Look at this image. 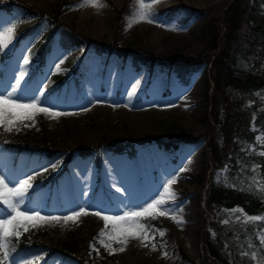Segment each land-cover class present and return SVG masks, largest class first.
<instances>
[{"label": "rangeland", "instance_id": "374dc122", "mask_svg": "<svg viewBox=\"0 0 264 264\" xmlns=\"http://www.w3.org/2000/svg\"><path fill=\"white\" fill-rule=\"evenodd\" d=\"M14 1L23 6H13L8 12L3 8L7 0H0V31L16 25L14 38L0 50V95L8 97L12 93L11 99L20 103L35 99L39 107L49 112L14 109L16 115L12 116L5 111L4 120L0 121V176L6 182L31 176L33 186L20 210L60 219L35 221V226L21 219L22 226L18 229L21 235L12 238L37 247L23 257H9L3 264H80L78 259L84 256L89 264H191L182 253L190 260H198L201 252L198 231L208 184L203 185L197 176L203 169L205 141L180 143L176 150H166L154 142L136 143L132 155L102 150L84 159L75 156L58 173L67 156L66 148L94 145L102 138L112 142H124L128 137L166 138L174 126L190 134L202 133L205 69L201 68L189 77L187 84H182L174 71L159 63L135 70L129 58L99 56L92 47L86 52L83 46L64 50L58 34L42 60L39 50L46 43L52 25L48 18L38 21V16L26 6L45 13L59 11L61 21L95 40L117 39L122 46L132 43L138 49L186 56L202 48L205 22L217 12L221 0H157L167 4L164 7L144 0L151 5L149 18L153 22L142 20L131 27L129 17L137 6L129 0H100L103 11L101 7L74 0ZM251 3L264 13V0ZM85 7L91 9L90 13L81 16L79 10ZM34 25L37 27L32 34L19 40ZM236 69L247 72L251 65L239 57ZM228 93L249 111H253L256 103H264V88L252 93L229 89ZM28 112L33 113L31 118ZM52 112L59 115L53 116ZM46 148L48 154L37 151ZM261 153H264V132L259 131L252 141L238 139L233 149L234 162L216 170L212 181L264 202ZM173 178L175 181L169 188L174 198L165 197V208H158L154 218L139 219L144 229L136 238L129 237L126 243L108 238L112 224L109 222L105 227L103 215L118 217L145 207L160 196L164 184ZM81 208L87 214L65 222L63 217ZM10 211L0 203V218H7ZM162 211L164 215L159 214ZM97 212L101 216L95 215ZM211 218L219 227L217 233L223 239L231 264H264L261 244L264 211L250 214L240 206L220 207ZM102 230L104 236L100 235ZM212 233L217 234L214 229ZM70 239L72 251L65 250ZM105 244L109 247L105 248Z\"/></svg>", "mask_w": 264, "mask_h": 264}, {"label": "trees", "instance_id": "16d2710c", "mask_svg": "<svg viewBox=\"0 0 264 264\" xmlns=\"http://www.w3.org/2000/svg\"><path fill=\"white\" fill-rule=\"evenodd\" d=\"M23 6L21 2L7 0L3 7L10 12L13 6ZM27 10L38 18L47 17L52 30L44 46L45 53L51 49L53 36L59 32V44L63 49L83 46L85 50L93 48L97 55H116L129 58L135 69L142 65L151 67L159 63L174 71L182 84H187L189 77L201 68L206 72L205 111L203 114L204 130L200 134H190L174 126L172 133L166 137L133 138L124 142H112L102 138L94 145H80L66 148L65 165L75 155L86 158L92 152L99 153L106 149L115 154L129 151L133 153L136 143L154 142L166 150H176L180 143L205 141L203 152V169L197 176L205 189L202 225L198 231L201 252L198 260H190L183 253L182 257L191 264H231L223 247V239L217 233L219 227L214 217L215 209L220 207H242L247 213L255 214L264 211V202L243 191L216 185L212 174L226 164L234 162L233 149L238 139L254 140L256 134L264 132V103L255 104L253 111L241 108L232 100L228 90L235 89L240 93H252L264 88V13L251 3V0H221L217 12L207 18L203 28V46L197 52L186 55L160 54L145 49H138L132 43L122 46L117 39L112 41L95 40L78 33L67 23L60 20V12L45 13L26 6ZM173 11V10H172ZM36 26V25H35ZM27 30L23 37L31 34ZM243 57L248 60L251 70L240 72L236 69L237 60ZM255 126V129L252 126ZM48 151V149H45ZM264 173V159L260 158ZM209 171V172H208ZM209 173V174H208ZM212 229L216 231L213 236ZM66 243L65 250H74V245ZM10 254L14 257L31 253L34 243L11 238ZM61 251V250H60ZM67 255L71 256V252ZM78 261L89 264L84 256Z\"/></svg>", "mask_w": 264, "mask_h": 264}, {"label": "snow or ice", "instance_id": "6c2138e0", "mask_svg": "<svg viewBox=\"0 0 264 264\" xmlns=\"http://www.w3.org/2000/svg\"><path fill=\"white\" fill-rule=\"evenodd\" d=\"M157 2V0H152V3ZM85 4H88L93 7H103L104 5L100 3V0H84ZM134 4L137 6L135 12L129 20L131 21L128 24V27L132 26V23H136L142 20H146L147 22H153L149 18V11L151 9V5L146 4L144 0H134ZM148 9V11H145ZM15 23L6 28L3 31H0V50H3L7 47V45L14 38V29ZM27 58L25 59V63H27ZM57 69H59V65H57ZM23 76V72H21V77ZM17 84H19V79L17 80ZM15 91V89H14ZM134 91V89H133ZM132 95V92H129V96ZM12 93H9L8 97L4 95H0V121L4 120L5 111L9 113V115L15 116L16 113L13 111L14 109H31L34 111L40 112H49V109L42 108L38 106L37 100H32L29 103H20L13 99H11ZM32 112H28L27 116L31 118ZM51 115L56 116L59 113L52 112ZM8 130H11L10 128ZM264 155V153H261ZM55 167V165L53 166ZM32 177L29 176L27 179L19 180L18 182H6L5 177L0 176V203L7 206L10 209V213L7 215V218H0V264H3L4 261L9 259L11 245V238L16 237L17 239L21 235L18 230L22 224L21 219L24 221L33 222V226H35V221H45V220H59L60 217H45L41 216L38 212H25L20 210V204L23 203L24 198L29 192V189L32 188L31 183ZM175 178L169 179L167 183L164 184V191L160 194L157 199L151 201V203L147 204L145 207L140 208L136 211L125 212L122 216L118 217H110L108 215H103L101 218L105 221V227H107L108 223L112 224V234L109 235L110 240H116L120 243H126L129 237L136 238L138 234L144 229V225L139 223V219L145 216H153L158 208H165L167 200L165 197L171 199L174 198V193L169 188V185L174 183ZM13 183L14 186L10 187L9 184ZM119 191V189H117ZM261 191H264V184L261 185ZM167 211V209H165ZM81 214H87L86 210L81 208L79 212H73L70 216H65L63 219L65 222L68 220H77ZM160 215H164L165 212L162 211L159 213ZM97 216H101V213H95ZM175 219V217H172ZM249 219H261L260 217H250ZM181 222V221H177ZM25 231L27 228L25 227ZM101 236L105 235V232L102 230L100 233ZM163 235V232H161ZM147 234L145 233V239H147ZM103 243V241H101ZM261 244L264 245V238L261 240ZM105 248H108L109 245L105 244ZM155 247V245H153ZM123 251V249H120ZM255 255V254H254ZM264 259V258H262Z\"/></svg>", "mask_w": 264, "mask_h": 264}, {"label": "bare ground", "instance_id": "6f19581e", "mask_svg": "<svg viewBox=\"0 0 264 264\" xmlns=\"http://www.w3.org/2000/svg\"><path fill=\"white\" fill-rule=\"evenodd\" d=\"M74 1L77 2V3H84V0H74ZM129 2H132V3L134 4V0H129ZM156 5H157V6H160V7H164V6H166L167 4L163 3L162 1H160V2L157 1V2H156ZM169 5H170V4H169ZM169 5H168V6H169ZM134 6H136V5H134ZM100 9H101L100 11H103V10H104L103 7H101ZM90 10H91V9H89V8L86 9V7H85L83 10H79V11H80L79 13H80L81 16H83V15H88V14L90 13ZM93 10H94V9H93ZM93 10H92V11H93ZM95 11H96V10H95ZM100 16H102V15H100ZM101 19H102V18H101Z\"/></svg>", "mask_w": 264, "mask_h": 264}]
</instances>
